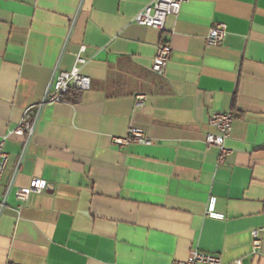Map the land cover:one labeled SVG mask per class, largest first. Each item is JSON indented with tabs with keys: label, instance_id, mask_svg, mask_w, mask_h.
<instances>
[{
	"label": "crops",
	"instance_id": "crops-1",
	"mask_svg": "<svg viewBox=\"0 0 264 264\" xmlns=\"http://www.w3.org/2000/svg\"><path fill=\"white\" fill-rule=\"evenodd\" d=\"M148 1L0 0V264H171L194 251L264 264V0H187L162 31L132 21ZM215 23L226 32L208 47ZM161 41L170 56L155 74ZM80 47L89 91L45 105L29 139L8 135ZM226 112L219 163L205 136ZM130 128L151 144L114 146ZM33 180L45 190L19 205ZM210 198L222 220L205 216Z\"/></svg>",
	"mask_w": 264,
	"mask_h": 264
},
{
	"label": "built area",
	"instance_id": "built-area-1",
	"mask_svg": "<svg viewBox=\"0 0 264 264\" xmlns=\"http://www.w3.org/2000/svg\"><path fill=\"white\" fill-rule=\"evenodd\" d=\"M187 0H149L147 5L133 18V23L137 26L151 28L157 31H162L165 20L168 16H175L179 13L181 5ZM225 25L215 23L209 29L205 37V45L208 47L219 45L225 35ZM84 52V47H80L77 56L74 60V65L69 71L55 70L54 74L47 85L42 101L39 104L27 107L22 114L21 121L17 126L8 133L29 139L34 132L40 112L45 105L64 103L63 97L71 90L80 93L87 92L90 89L89 77L81 73V67L86 61L81 56ZM170 56V46L168 41H161L157 47L153 58L151 70L155 74H162L165 70ZM142 98L137 97L135 106H141ZM232 112L215 113L209 120V126L213 128V133H208L205 136L207 146H213L218 151L217 160L223 162L228 155V150L224 143L229 138L232 131L234 121ZM5 138H0V180L4 173L8 160L7 154L3 150V142ZM112 143L116 147H125L130 144L150 145L141 129L130 128L124 137H113ZM45 190V182L33 180L29 187L16 190L14 193L16 201L19 205L27 202L31 194H40ZM215 199L210 198L205 209V216L214 220H222L223 215L215 212ZM259 231L251 232V249L253 254H257L260 249ZM171 264H222L220 258L216 255L206 254L198 251L191 254L183 261H175ZM234 264H241L239 261Z\"/></svg>",
	"mask_w": 264,
	"mask_h": 264
},
{
	"label": "trees",
	"instance_id": "trees-1",
	"mask_svg": "<svg viewBox=\"0 0 264 264\" xmlns=\"http://www.w3.org/2000/svg\"><path fill=\"white\" fill-rule=\"evenodd\" d=\"M81 94L80 92L71 90L63 97V100L67 103H78L81 99Z\"/></svg>",
	"mask_w": 264,
	"mask_h": 264
}]
</instances>
